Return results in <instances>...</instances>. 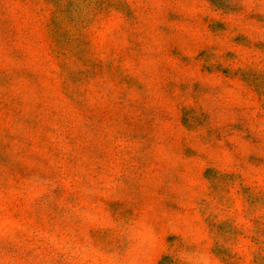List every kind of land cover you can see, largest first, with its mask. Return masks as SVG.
<instances>
[{"label":"rangeland","instance_id":"rangeland-1","mask_svg":"<svg viewBox=\"0 0 264 264\" xmlns=\"http://www.w3.org/2000/svg\"><path fill=\"white\" fill-rule=\"evenodd\" d=\"M0 264H264V0H0Z\"/></svg>","mask_w":264,"mask_h":264}]
</instances>
